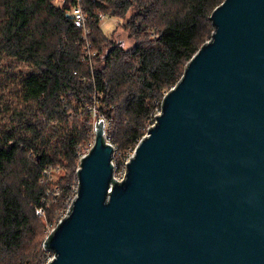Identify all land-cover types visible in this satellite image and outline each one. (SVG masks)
<instances>
[{
    "label": "water",
    "instance_id": "obj_1",
    "mask_svg": "<svg viewBox=\"0 0 264 264\" xmlns=\"http://www.w3.org/2000/svg\"><path fill=\"white\" fill-rule=\"evenodd\" d=\"M212 19L122 181L97 119L48 264H264V0Z\"/></svg>",
    "mask_w": 264,
    "mask_h": 264
},
{
    "label": "trees",
    "instance_id": "obj_2",
    "mask_svg": "<svg viewBox=\"0 0 264 264\" xmlns=\"http://www.w3.org/2000/svg\"><path fill=\"white\" fill-rule=\"evenodd\" d=\"M223 1L0 0V62L10 61L0 72H13L14 88H6L15 89L0 109V264H41L44 229L67 209L92 137L89 106L110 121L106 130L124 161L212 38V14ZM78 3L91 54L68 15ZM102 14L124 22L134 46L106 34Z\"/></svg>",
    "mask_w": 264,
    "mask_h": 264
},
{
    "label": "rangeland",
    "instance_id": "obj_3",
    "mask_svg": "<svg viewBox=\"0 0 264 264\" xmlns=\"http://www.w3.org/2000/svg\"><path fill=\"white\" fill-rule=\"evenodd\" d=\"M101 25H102V28L106 34L111 35L117 41L119 40L120 41L119 43H121L125 48H130V47L134 46L135 37L130 35V30L128 28L124 27V22H120V19L118 17L108 16L101 22ZM9 62H10L9 60H7L3 57L2 61L0 62V64L1 63H3V64H1L0 68H3ZM12 76H13V72L11 70H7V68L3 69V72H0V109L2 108L5 101L14 100V96L12 93L15 91V89L13 91L11 90V92H10L6 88V86H10V88H14V83L12 82V79H13ZM8 83H10V85ZM162 102H163V100H162ZM162 102H161V104H162ZM89 107L92 110V115H93L92 121H91L92 122L91 124L93 126V130H92L93 133H92V137H90L88 139V141L84 144L82 154L86 153L91 148L92 144L94 143L95 137H96L95 136L96 122H97V119H98V122H99V120H101V118H99V109L97 108L95 103L93 105H90ZM159 110H157L155 115L159 112ZM155 119H156V117H155ZM151 125H152V123H150V126ZM110 126H111L110 121L109 120L105 121V128L110 130ZM117 149H118V147H117ZM117 149L114 153V159L118 165V168H117L118 172L117 173L121 174L122 172H124L126 162L133 155L136 147H134L133 149H131L129 151L128 150L125 151V155H127V156H125L126 157L125 160L123 159L124 161H122V159H121L122 157L118 156L119 154H122V151L119 149L118 150L119 152H118ZM79 166H80V164L78 165V168H79ZM78 168H77V170H78ZM59 172H60V170L57 172V174H55L56 177L59 176L58 175V174H60ZM71 185H72V188H74V193L71 197V201H70L67 209H65L64 211L62 210V213H61L62 215L60 214L58 216V218L56 219L57 220L56 223L55 222L54 223H48L46 228L44 229V236H43V240L41 242V247L43 246V248L45 247L44 242H45V239L47 238L48 234L50 232H52V229L58 224L59 220L66 216L67 211L69 210L71 204L73 203V200L75 199L77 192H78L77 188L79 187V176H78V178L76 176H74V180L72 181ZM45 248H47V247H45ZM52 257H53V250H51L50 248H47V251L42 258L41 264H48V261ZM43 259H44V262H43Z\"/></svg>",
    "mask_w": 264,
    "mask_h": 264
},
{
    "label": "built area",
    "instance_id": "obj_4",
    "mask_svg": "<svg viewBox=\"0 0 264 264\" xmlns=\"http://www.w3.org/2000/svg\"><path fill=\"white\" fill-rule=\"evenodd\" d=\"M70 14H72V18H73V21H74L75 25L83 29V31H84V37L87 38L88 35L90 34V29L88 28L87 23H86V15H85V12H84L83 5H82L81 3H78V4L74 5V6L72 7V11L70 12ZM106 17H107L106 14H102L101 17H100L101 21H103ZM86 40H87V42H86L87 54H91V51H90L91 43L88 41V38H87ZM160 112H161V108H160V110H159V112H158L157 114H159ZM157 114H156V115H157ZM155 120H156V119H155ZM155 120H154V122H153L152 124L155 123ZM105 138H106V141H107L108 143H111V144L114 146V153H115V151H116V149H117V146H116V145L114 144V142H112V140L110 139V136H109L107 130L105 131ZM95 139H96V137H95ZM94 144H95V141H94V143L92 144L91 148H90L86 153H84V154L81 155V158H80V166H81L82 157L90 152V150L92 149V147L94 146ZM114 153H113V159H112V162H113V164H114V173H113V177H115L118 181H122L124 178H126L127 162L130 161V159H131V157H132L133 155H132V156L130 157V159H128V161L126 162V166H125L124 172H122L121 174H118V173H117V172H118V171H117L118 165H117V163L115 162V159H114ZM133 154H134V153H133ZM80 166H79V168H80ZM79 168H78V169H79ZM78 189H79V187L77 188V190H78ZM77 193H78V192H77ZM68 211H69V210H68ZM68 211H67V213H68ZM37 213L40 214V215H43V214L45 213V209H44V208H38V209H37ZM61 219H62V218H61ZM61 219H60V220H61ZM60 220H59V222H60ZM59 222H58V223H59ZM57 225H58V224H57ZM57 225H56V226H57ZM56 226L52 229V232L55 230ZM50 234H51V232L48 234V236H49ZM48 236H47V238H48ZM47 238H46V239H47ZM46 239H45V241H46ZM44 245H45V243H44ZM53 256H54V252H53ZM52 258H53V257H52ZM52 258H51V259H52ZM51 259H50V260H51ZM50 260H49V261H50ZM49 261H48V263H49Z\"/></svg>",
    "mask_w": 264,
    "mask_h": 264
}]
</instances>
